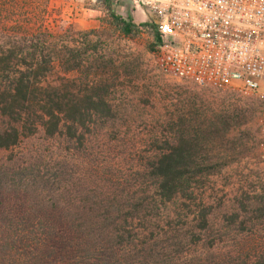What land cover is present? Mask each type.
Here are the masks:
<instances>
[{"label": "rangeland", "instance_id": "obj_1", "mask_svg": "<svg viewBox=\"0 0 264 264\" xmlns=\"http://www.w3.org/2000/svg\"><path fill=\"white\" fill-rule=\"evenodd\" d=\"M81 9L0 0V52L14 41L21 53L9 76L31 68L45 95L96 105L83 104L92 118L79 126V143L38 128L0 150V208H78L109 229L101 253L112 264H264V156L256 148L264 104L238 87L198 89L169 78L152 60L149 36L113 35L101 0H83ZM133 17L144 23L139 11ZM188 137L204 141L199 170L166 200L147 166Z\"/></svg>", "mask_w": 264, "mask_h": 264}, {"label": "trees", "instance_id": "obj_2", "mask_svg": "<svg viewBox=\"0 0 264 264\" xmlns=\"http://www.w3.org/2000/svg\"><path fill=\"white\" fill-rule=\"evenodd\" d=\"M101 2L104 23L113 35L130 40L149 36L152 38L149 51H154L159 43L154 27L147 22L135 24L130 17L115 14L111 9L112 0ZM15 47L13 41L6 52H0V150L19 146L38 128L47 138L62 136L65 142L79 143V126L92 118L89 109H86L88 113H83V104L95 107L92 97L63 104V95H57L58 92L55 97L45 95L46 88L31 78L35 77L31 68L10 77L21 54ZM4 75L7 80L3 79ZM36 93L43 98L38 100ZM97 101L101 106H107L103 96ZM63 105L68 108L63 110ZM216 125L212 121L209 127L213 130ZM221 127H225V122ZM194 141L189 137L178 139L176 146H168L147 166L155 189L166 200L173 198L184 183L187 184L184 177L199 170L201 161L196 155L204 141L200 145ZM66 163L63 162V167L68 165ZM78 163V158L72 161V164ZM65 205L63 208H0V264H112L101 253L109 229H101L96 220L90 223L92 220L85 218L81 210ZM95 255L97 259L91 262Z\"/></svg>", "mask_w": 264, "mask_h": 264}, {"label": "built area", "instance_id": "obj_3", "mask_svg": "<svg viewBox=\"0 0 264 264\" xmlns=\"http://www.w3.org/2000/svg\"><path fill=\"white\" fill-rule=\"evenodd\" d=\"M64 1L76 15V0ZM124 2L148 15L159 39L152 60L169 78L198 89L238 87L264 104V0ZM258 127L264 156V106Z\"/></svg>", "mask_w": 264, "mask_h": 264}, {"label": "crops", "instance_id": "obj_4", "mask_svg": "<svg viewBox=\"0 0 264 264\" xmlns=\"http://www.w3.org/2000/svg\"><path fill=\"white\" fill-rule=\"evenodd\" d=\"M83 0H76V4H75V8H76V11H82L81 9V3H82ZM118 4L121 5V8H122V12L119 13V16L123 17V18H126V17H130L134 20V17H133V12H131V9L130 7L128 6V4L126 2H124V0H119V1H116ZM141 13L142 15V22H144L146 19L144 17V14L142 12H139ZM148 18V17H147Z\"/></svg>", "mask_w": 264, "mask_h": 264}]
</instances>
